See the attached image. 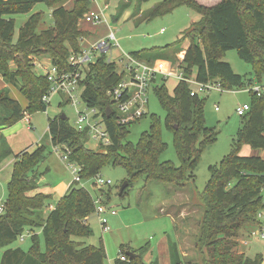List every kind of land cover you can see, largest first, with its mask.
I'll return each instance as SVG.
<instances>
[{"label":"trees","instance_id":"trees-1","mask_svg":"<svg viewBox=\"0 0 264 264\" xmlns=\"http://www.w3.org/2000/svg\"><path fill=\"white\" fill-rule=\"evenodd\" d=\"M64 1L0 0V75L28 101L24 108L12 97L11 87L1 88L0 128L15 125L27 113L48 109L49 103L43 97L49 93L51 84L45 74L33 71L36 64L29 59L31 55L48 53L53 65L69 69L70 55L82 49L80 40L85 35L79 22L91 11L93 2L74 0L72 8L68 9L62 4ZM146 1L139 0V4ZM37 3L53 8V25L39 30L43 14L33 13L15 39L16 22L11 16L30 13ZM139 4L130 16L136 24L152 21L183 5L192 6L202 17L175 42L132 52L136 59L151 64L159 59L175 60L184 43H189L180 65L185 78H194L201 83L219 82L224 89L234 90L245 86L246 81L223 57L226 52L236 50L243 61L251 64L257 81H263L264 0H221L210 7L199 4L197 0H162L146 13L143 11V18L136 20L141 10ZM130 5L131 2L119 0L112 19L118 21ZM156 51L161 54L154 56ZM122 78L118 65L102 54L90 64L80 83L83 102L102 114L111 137L109 145L98 144L97 150L88 148L87 133H79L70 125L68 117L64 120L61 115L48 121L51 143L54 146L67 145L71 160L82 168V180L93 179L110 161L125 167L128 186L122 196L141 178L174 184L179 189L184 187L189 180H194V171L203 152L217 139V133L206 125L205 98L192 96L191 85L184 80L179 81L173 94H169L164 82L157 85H154L157 79L152 82L166 111L164 123L174 134L175 147L181 159V165L176 166L171 161H161L167 144L162 137V121L156 115L151 116L150 129L141 134L137 144L125 142L130 133L129 125L133 122L125 125L118 123L115 102L108 94ZM247 83L253 84V78H249ZM251 95L250 110L242 116L243 125L231 152L220 165L210 167L211 175L205 190L199 193L205 212L199 223L197 243L206 248V264H262L264 261L262 253L250 257L237 252L238 243L234 240L244 225H251L254 230L264 227L258 218L259 212L264 209V158L240 154L243 145L264 150V96ZM61 98L63 102H68L64 96ZM108 108L112 109L110 116H107ZM45 152L46 146L41 145L33 152L25 150L15 155L12 177L7 185L5 213L0 216V247L5 248L0 264H106L108 255L103 243L94 246L73 239L93 235L88 218L96 210L95 196L86 187L72 183L54 209L45 219L42 217V211L53 195L41 191L37 175L29 173L46 159ZM12 154L10 143L2 136L0 164ZM99 188L102 204L108 206L111 192ZM103 196L106 198L103 199ZM37 230L43 233L44 250L41 249ZM27 232L33 238L30 250L9 248ZM150 249L151 245L147 243L133 252L136 254L133 257L123 250L121 252L129 256L130 263L121 262L119 258L116 262L160 264L157 258L149 263L144 261ZM169 253L171 264H184L177 241L169 239Z\"/></svg>","mask_w":264,"mask_h":264},{"label":"rangeland","instance_id":"rangeland-1","mask_svg":"<svg viewBox=\"0 0 264 264\" xmlns=\"http://www.w3.org/2000/svg\"><path fill=\"white\" fill-rule=\"evenodd\" d=\"M122 1L131 2V5L124 11L118 21H114L112 16L116 13L119 0H96L93 1L92 11L102 12L105 3L109 4L106 11H103L104 17L101 23L87 22L84 19L85 16L79 22V27L85 35L80 40L82 48H89L94 41L101 36L105 37L110 31L116 34L119 47L104 55L107 59L112 55L115 61L121 57L122 60L119 61L120 68L118 66L120 70L127 62L125 54L153 47L160 48L173 43L182 36L186 29L202 17V14L192 6L183 5L152 21L136 24L129 18L135 6H138L139 0ZM160 1L162 0H148L139 4L141 10L139 9L136 20L143 18L142 14L146 13V10L149 11ZM220 1L197 0L199 4L208 7ZM73 3L74 0H65L62 4L70 9ZM52 11L53 8H49L45 3H37L30 13L12 15L11 17L16 22L15 39L18 38L21 27L33 13L42 12L43 14L39 30L53 25ZM162 29H164V32L161 31ZM188 44L184 43L183 49L177 53L175 60H161L170 61L174 65L181 64ZM167 53L168 57L172 58L170 52ZM160 54L159 51L154 52V56ZM30 58L36 64L33 71L37 74H45V68L40 65H47V69L50 68L49 63L51 61L48 53L42 52L35 56L31 55ZM223 60L229 62L236 73L244 76L246 82L245 86L239 89L223 92L211 90L201 94L205 98L206 125L217 133V139L203 152L201 160L194 171V180H189L184 187L179 189L174 184L146 181L145 178H141L129 186L124 196H122L120 194L121 187L128 181V173L125 167L114 165L113 161H110L101 170V177L112 182L110 185L102 187L105 192L109 190L111 192L107 209L116 211V214L111 215L110 210L105 214L109 229L103 232L98 214L96 212L93 213L88 220L93 230V235L87 238L73 237V239L84 241L94 246H99L103 243L108 255L106 264H118L116 259L120 257L121 251L124 250L126 253L135 252L147 243H150L151 250L144 258V261L149 263L157 258L161 264H168L170 260L169 239L177 241L180 252L183 255L184 264H206L205 259H208L206 248L200 247L197 243L200 233L199 223L205 212L199 193H203L205 190L211 175L210 167L212 165H220L223 158L231 152L234 140L243 125V118L237 114V107L244 103L250 104L252 100L251 84L249 85L247 81L249 78H253L254 82L257 81L251 64L243 61L236 50L226 52ZM162 82L165 83L169 94H173L179 79L173 76L168 78L158 76L154 85ZM12 93L21 103H25L24 97L17 93V90ZM18 94L20 97H18ZM79 107L83 109L84 103H80ZM63 113L68 117L70 125L75 127L76 109L71 102H63L61 95L58 93L51 94L47 111L37 110L32 114L27 113L26 115H31L29 116L31 119L21 120V129L11 138H8L14 155L8 156L3 161L4 163L0 164V199L5 198L1 201H6L8 189L5 174L9 169L8 164H11V159L22 151H35L37 147L41 146L39 144L46 146V159L29 173L37 175L41 191L49 192L53 195L42 211L44 219L50 212L51 205H57L73 182L72 172L69 170L67 162L63 160L65 153L63 146L58 145V150H55L48 131L49 119H53ZM152 115H156L161 119L162 137L167 144V149L162 154L161 161H171L176 166H180L181 159L175 147L174 134L164 123L166 111L153 85L148 90L147 114L129 125L130 133L125 142L137 144L141 134L150 129ZM86 146L97 150L99 145L98 142L90 140L86 143ZM240 154L242 156L255 155L264 157V150L252 149L249 145H243ZM95 182V179L83 180L79 183V186L86 187L95 197L100 196V186H97ZM105 198L103 196V199ZM181 213L182 215L179 216ZM255 233L256 230L251 225L243 226L240 234L234 238L238 243L237 252L244 253L250 257L258 253H262L264 256V239ZM37 234L41 249L44 250L43 233L41 230H37ZM24 235L23 240L20 237L9 248L20 247L25 251L30 250L33 238L28 232ZM4 250L5 248L0 247V262Z\"/></svg>","mask_w":264,"mask_h":264},{"label":"built area","instance_id":"built-area-1","mask_svg":"<svg viewBox=\"0 0 264 264\" xmlns=\"http://www.w3.org/2000/svg\"><path fill=\"white\" fill-rule=\"evenodd\" d=\"M96 1V0H91ZM104 17L103 11H90L85 15L87 22L99 24ZM164 32V29L161 30ZM119 47L118 39L113 31L106 34L105 37L99 38L94 41L89 48H82L79 52L72 53L69 58V69L59 68L49 63L50 68L47 69V65L41 67L45 68V76L51 84L49 93L43 97L46 103H50L51 94L58 93L64 96L68 102L72 103L76 109V123L75 129L79 133H87L89 141L94 140L99 145H109L111 143V137L106 129V125L102 114L95 107H88L82 100L81 94L83 88L81 81L85 78L86 72L89 69L90 64L95 63L97 58L102 54H109ZM127 62L119 73L123 74V78L115 85L108 94L115 102V110L117 112V121L121 125L135 122L142 118L147 113L148 104V90L152 86L154 79L158 76L176 77L179 81H187L191 85V95H201L211 90H217L219 92L226 91L219 82H207L201 83L194 78H185L181 64L174 65L170 61L157 60L155 63H147L136 59L131 54L124 55ZM109 61L115 62L119 68V61L110 56ZM250 91L257 96H264V80L255 81L250 85ZM84 103V108H80L79 104ZM218 109V107H217ZM250 110V104L244 103L237 107V114L244 116ZM64 155L63 160L67 162L69 170L73 175L72 183H81V166L70 158L71 151L67 145L63 144ZM55 150H58V145L55 146ZM93 179L96 180V185L103 187L110 185L111 180H105L100 174L96 175ZM96 210L100 218V224L103 232L109 229L108 221L105 214L110 210L111 215H115L116 211L107 209L108 206L102 204V198L99 196L94 197ZM5 213V201H0V216ZM259 220L264 223V209L258 214ZM259 237L264 239V227L256 230ZM25 235L21 236L24 239ZM119 260L124 263H130L129 256L124 252H120Z\"/></svg>","mask_w":264,"mask_h":264},{"label":"crops","instance_id":"crops-1","mask_svg":"<svg viewBox=\"0 0 264 264\" xmlns=\"http://www.w3.org/2000/svg\"><path fill=\"white\" fill-rule=\"evenodd\" d=\"M109 4L108 3H105V6H104V8H103V11L105 12L106 11V8H108L109 6H108ZM104 12H103V14H104ZM131 19V17L129 18V20ZM103 36H101V37H99V38H102ZM98 38V39H99ZM6 86H9V87H11V95H12V97L13 98H15V99H17L14 95H13V91L14 90H17V93H19L20 95H22L21 93H20V91L17 89V88H15L14 86H11V85H8L3 79H2V77H1V75H0V89L1 88H4V87H6ZM19 94H18V97H20L19 96ZM23 96V95H22ZM24 97V96H23ZM19 102H20V100L19 99H17ZM24 104L23 103H21L23 106H24V108L27 106V104H28V101H27V99H25V97H24ZM29 116H31V115H26L25 116V118L24 119H31ZM21 121L20 122H18V123H16L15 125H13V126H10V127H4V128H0V145H1V138H2V136H3V138H6L7 140H8V138H11L13 135H15L18 131H19V129H21ZM39 145H42V144H39ZM13 155H14V153H13ZM262 157V156H261ZM262 158H264V157H262ZM15 161H16V157L14 156V158H12L11 159V164H8L9 165V169L7 170V172H6V174H5V179H6V181H7V185H8V183H9V181H10V179H11V177H12V171H13V165H14V163H15ZM3 162V161H2ZM4 163V162H3ZM2 163V164H3ZM0 174H1V167H0ZM70 187V186H69ZM69 189V188H68ZM67 192V191H66ZM5 198H3V199H0V201L1 200H4ZM54 205H51V209H54ZM50 209V210H51ZM182 215V213L179 215V216H181ZM174 217V216H173ZM88 220H89V218H88ZM258 229H260V228H258ZM258 229H256V230H258ZM169 249V248H168ZM151 250V249H150ZM147 254H149V252L147 253ZM147 254L145 255V257L147 256ZM169 255H170V253H169ZM144 257V258H145ZM160 262V261H159ZM160 264H161V262H160ZM168 264H171V260H169V263ZM262 264H264V261H263V263Z\"/></svg>","mask_w":264,"mask_h":264},{"label":"water","instance_id":"water-1","mask_svg":"<svg viewBox=\"0 0 264 264\" xmlns=\"http://www.w3.org/2000/svg\"><path fill=\"white\" fill-rule=\"evenodd\" d=\"M112 114V109L108 108L107 109V116H110ZM61 118H63L64 120L67 118L66 114H61L60 116ZM128 186V182H126L122 187H121V191H120V194H122V192L125 190V188ZM127 254L130 256V257H133L135 256L136 254H134L133 252H127Z\"/></svg>","mask_w":264,"mask_h":264}]
</instances>
